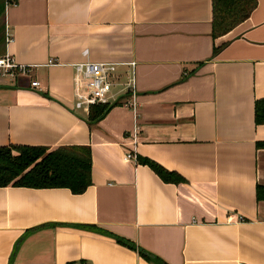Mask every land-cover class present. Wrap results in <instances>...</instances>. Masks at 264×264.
Segmentation results:
<instances>
[{
    "label": "crops",
    "instance_id": "0c3cea01",
    "mask_svg": "<svg viewBox=\"0 0 264 264\" xmlns=\"http://www.w3.org/2000/svg\"><path fill=\"white\" fill-rule=\"evenodd\" d=\"M0 23V52L33 66L0 76V145L92 157L81 193L0 186V264H153L138 249L165 264H264V0L216 37L210 0H0ZM85 60L117 64L116 104L94 124L72 109Z\"/></svg>",
    "mask_w": 264,
    "mask_h": 264
},
{
    "label": "trees",
    "instance_id": "16d2710c",
    "mask_svg": "<svg viewBox=\"0 0 264 264\" xmlns=\"http://www.w3.org/2000/svg\"><path fill=\"white\" fill-rule=\"evenodd\" d=\"M255 4L256 0H210L211 36L226 33L245 19ZM115 104L91 105L87 115L88 122L97 123ZM253 121L264 123V97L254 100ZM257 144L264 145V141ZM140 161L148 164L163 181L183 180L175 171L163 168L148 157H140ZM91 168L89 145H59L52 149L43 145H0V186L11 184L28 187H67L73 193H81L92 183ZM255 194L257 199H264V186L257 184ZM116 238L130 247H135L134 243L126 239L118 236ZM19 241L16 242L12 256ZM138 251L152 260L153 264H165L160 258L143 249Z\"/></svg>",
    "mask_w": 264,
    "mask_h": 264
},
{
    "label": "built area",
    "instance_id": "2783aa9c",
    "mask_svg": "<svg viewBox=\"0 0 264 264\" xmlns=\"http://www.w3.org/2000/svg\"><path fill=\"white\" fill-rule=\"evenodd\" d=\"M16 0H3L4 8L14 4ZM11 38V33L6 32L5 43ZM87 53V50H84ZM49 63L53 59L48 60ZM117 64L112 61H91L85 60L74 64L76 72V92L73 99L72 109H83L88 114L89 107L93 104L106 103L112 104L115 85V70ZM32 65L18 62L10 53L4 51L0 54V76H8L13 79L16 77H30ZM32 86L39 84L37 80H30ZM134 95V92H132ZM134 105V101L131 102ZM134 154L127 152L124 154L125 161L130 160Z\"/></svg>",
    "mask_w": 264,
    "mask_h": 264
},
{
    "label": "rangeland",
    "instance_id": "374dc122",
    "mask_svg": "<svg viewBox=\"0 0 264 264\" xmlns=\"http://www.w3.org/2000/svg\"><path fill=\"white\" fill-rule=\"evenodd\" d=\"M4 4V3H3ZM1 24V23H0Z\"/></svg>",
    "mask_w": 264,
    "mask_h": 264
}]
</instances>
